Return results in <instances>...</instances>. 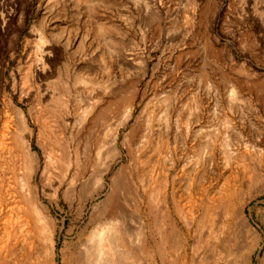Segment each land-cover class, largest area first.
I'll use <instances>...</instances> for the list:
<instances>
[{
  "label": "rangeland",
  "instance_id": "1",
  "mask_svg": "<svg viewBox=\"0 0 264 264\" xmlns=\"http://www.w3.org/2000/svg\"><path fill=\"white\" fill-rule=\"evenodd\" d=\"M0 181V264H264V0H0Z\"/></svg>",
  "mask_w": 264,
  "mask_h": 264
},
{
  "label": "bare ground",
  "instance_id": "2",
  "mask_svg": "<svg viewBox=\"0 0 264 264\" xmlns=\"http://www.w3.org/2000/svg\"><path fill=\"white\" fill-rule=\"evenodd\" d=\"M31 164V163H30ZM128 169H129V167H128ZM125 172V171H124ZM101 175V174H100ZM121 179V178H120ZM122 181V180H121ZM123 182V181H122ZM131 184V183H130ZM124 186V185H123ZM71 188H72V186H71ZM4 189H5V186H2V182L0 181V202H1V204L3 205V202H4V200H3V193H4ZM6 191V190H5ZM120 195V194H119ZM6 201V200H5ZM117 201V200H116ZM5 205H6V202H5ZM5 205H3V207L5 206ZM113 209V208H112ZM2 213V212H1ZM2 215V214H1ZM202 216V215H201ZM244 218V217H243ZM246 218V217H245ZM200 219V218H199ZM241 221V220H240ZM10 223V217L8 216V215H6L4 218L3 217H1L0 218V251H1V249L3 248V246H4V237H6V236H8V234H9V224ZM245 227H246V225H245ZM252 228L250 227V230H251ZM252 232H253V230H252ZM252 234H254V232L252 233ZM109 237V236H108ZM244 238V237H243ZM11 243V242H10Z\"/></svg>",
  "mask_w": 264,
  "mask_h": 264
}]
</instances>
